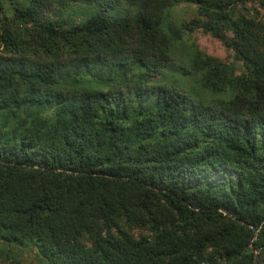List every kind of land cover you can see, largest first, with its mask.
Wrapping results in <instances>:
<instances>
[{
  "label": "trees",
  "instance_id": "trees-1",
  "mask_svg": "<svg viewBox=\"0 0 264 264\" xmlns=\"http://www.w3.org/2000/svg\"><path fill=\"white\" fill-rule=\"evenodd\" d=\"M255 256L264 0H0V264Z\"/></svg>",
  "mask_w": 264,
  "mask_h": 264
},
{
  "label": "rangeland",
  "instance_id": "rangeland-1",
  "mask_svg": "<svg viewBox=\"0 0 264 264\" xmlns=\"http://www.w3.org/2000/svg\"><path fill=\"white\" fill-rule=\"evenodd\" d=\"M177 13L181 17H185V18L188 17L187 16L188 14L184 8L180 9ZM194 35H195L196 41L198 42L200 47L206 48L209 53H211V54H213V55H215L221 59H226L227 54L218 43L211 41L209 37H206L205 35H203L201 33H195ZM35 250H37V248H35ZM32 257H33V252H29L28 254H26L25 259L27 261L28 259H30Z\"/></svg>",
  "mask_w": 264,
  "mask_h": 264
},
{
  "label": "water",
  "instance_id": "water-1",
  "mask_svg": "<svg viewBox=\"0 0 264 264\" xmlns=\"http://www.w3.org/2000/svg\"><path fill=\"white\" fill-rule=\"evenodd\" d=\"M252 250H254L253 246H252ZM257 263V256H255V259H254V263L253 264H256Z\"/></svg>",
  "mask_w": 264,
  "mask_h": 264
}]
</instances>
